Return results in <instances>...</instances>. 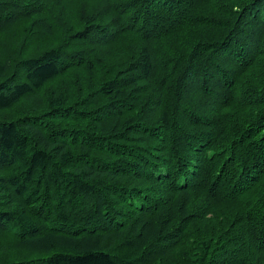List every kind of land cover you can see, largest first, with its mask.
<instances>
[{
    "label": "trees",
    "instance_id": "trees-1",
    "mask_svg": "<svg viewBox=\"0 0 264 264\" xmlns=\"http://www.w3.org/2000/svg\"><path fill=\"white\" fill-rule=\"evenodd\" d=\"M0 264H264V0H0Z\"/></svg>",
    "mask_w": 264,
    "mask_h": 264
}]
</instances>
